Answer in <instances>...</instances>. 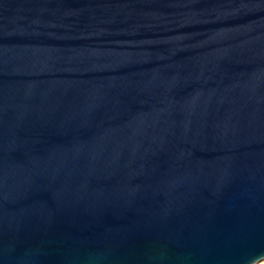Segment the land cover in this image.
Returning <instances> with one entry per match:
<instances>
[{
	"label": "water",
	"instance_id": "water-1",
	"mask_svg": "<svg viewBox=\"0 0 264 264\" xmlns=\"http://www.w3.org/2000/svg\"><path fill=\"white\" fill-rule=\"evenodd\" d=\"M264 260V0H0V264Z\"/></svg>",
	"mask_w": 264,
	"mask_h": 264
},
{
	"label": "rangeland",
	"instance_id": "rangeland-1",
	"mask_svg": "<svg viewBox=\"0 0 264 264\" xmlns=\"http://www.w3.org/2000/svg\"><path fill=\"white\" fill-rule=\"evenodd\" d=\"M258 264H264V260H263V261H261V262H259Z\"/></svg>",
	"mask_w": 264,
	"mask_h": 264
}]
</instances>
